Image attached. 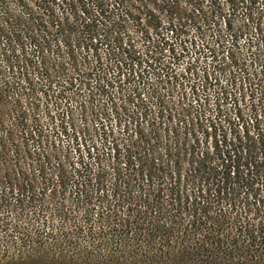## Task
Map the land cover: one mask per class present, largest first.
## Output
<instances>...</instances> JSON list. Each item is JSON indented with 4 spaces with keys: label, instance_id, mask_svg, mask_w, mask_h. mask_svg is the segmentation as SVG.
Returning <instances> with one entry per match:
<instances>
[{
    "label": "trees",
    "instance_id": "trees-1",
    "mask_svg": "<svg viewBox=\"0 0 264 264\" xmlns=\"http://www.w3.org/2000/svg\"><path fill=\"white\" fill-rule=\"evenodd\" d=\"M39 1L40 11H23L14 0H0V39L15 52L7 68L17 74L6 80L0 73V259L169 264L194 246L227 250L243 244L264 252L263 100L251 105L252 117L232 124L230 134L222 130L223 139L215 126L188 127L184 115L160 104L161 114L146 120L145 112V125L137 123L126 142L115 143L113 154L54 161L52 179L41 181L47 188H37L16 142L30 140L29 114H36L42 97L37 94L68 116L67 85L88 86L92 94L108 83L98 68L104 49L116 68L154 66L158 79L151 97L161 102L165 94L158 83L167 73L157 63L167 35H180L188 21L204 14L201 0ZM231 1L241 3L246 24L262 33L264 6L252 9L260 0ZM224 22L231 27L230 18ZM228 58L237 63L235 56ZM29 76L40 86L36 95L21 90ZM45 159L39 158L42 165ZM49 185L59 189L47 193ZM68 185L74 190L66 195Z\"/></svg>",
    "mask_w": 264,
    "mask_h": 264
},
{
    "label": "rangeland",
    "instance_id": "rangeland-1",
    "mask_svg": "<svg viewBox=\"0 0 264 264\" xmlns=\"http://www.w3.org/2000/svg\"><path fill=\"white\" fill-rule=\"evenodd\" d=\"M14 1L23 11H40L39 0ZM201 1L205 15L198 17L197 22L188 21L180 35H167L163 63H157V66L163 67V76L165 73L169 76L166 75L158 83L162 87L160 91L165 94L161 102H155L151 97L152 87L158 79V70L154 66L143 63L139 68L134 66L136 72L128 66L116 68L114 61L108 60L111 56L104 49L99 50L102 65L98 68L106 73L104 77L108 83L103 86V92L98 90L92 94L88 86L75 89L67 85V100L63 104L68 106V116L62 115L54 100L47 101L43 93L37 94L42 97L36 100V114H29L28 124L34 128L30 140L18 137L16 142L26 167L34 170L38 189L47 188L41 181L52 179L49 167L54 161L61 159L65 163H78L90 160L89 157L95 154L102 157L103 151L113 154L115 143L121 146L126 142L137 123L142 121L145 125V112L146 120L158 112L161 114L160 104L172 108L173 115H184L188 127L192 124L200 131H213L215 126L218 139H223L222 130L230 134L232 124L240 126L244 118L253 116L251 105L259 106L264 101V41L260 40L264 39V24H261L262 33L254 30L251 23L246 24L242 16L246 9L241 7V3L238 5L231 0ZM263 6L260 0L252 9L261 11ZM227 18L232 20L231 27L224 22ZM49 30L54 31V28L49 27ZM6 41L0 39V73L6 80H11L17 75L14 73L16 69H9L7 65L14 63L15 52L7 50L10 45L7 46ZM88 55V60L94 65L95 56L92 53ZM231 55L235 56L236 64L228 58ZM28 78V82L22 83L21 90L24 95H36L40 86L35 78ZM94 83L97 80H93L92 85ZM29 151L32 154L30 158L27 157ZM41 154L46 157L44 165L41 162L45 157ZM42 166L46 169L39 172ZM52 188L59 189L57 185H49L46 192L49 193ZM1 189H4L3 186H0ZM73 190L74 186L68 185L66 195ZM182 256L169 264H264L263 250L243 244H230L227 250H220L214 245L207 249L194 246L183 251ZM0 264L41 263L32 259L11 263L3 258Z\"/></svg>",
    "mask_w": 264,
    "mask_h": 264
}]
</instances>
